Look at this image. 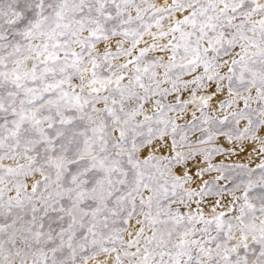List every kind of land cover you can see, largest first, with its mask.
I'll use <instances>...</instances> for the list:
<instances>
[{"label": "snow or ice", "instance_id": "snow-or-ice-1", "mask_svg": "<svg viewBox=\"0 0 264 264\" xmlns=\"http://www.w3.org/2000/svg\"><path fill=\"white\" fill-rule=\"evenodd\" d=\"M0 264H264V0H0Z\"/></svg>", "mask_w": 264, "mask_h": 264}]
</instances>
